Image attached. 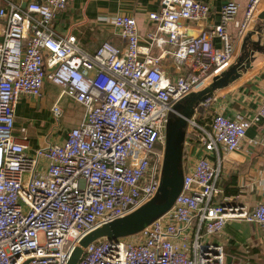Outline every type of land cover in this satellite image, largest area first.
Returning a JSON list of instances; mask_svg holds the SVG:
<instances>
[{
    "label": "built area",
    "instance_id": "obj_1",
    "mask_svg": "<svg viewBox=\"0 0 264 264\" xmlns=\"http://www.w3.org/2000/svg\"><path fill=\"white\" fill-rule=\"evenodd\" d=\"M22 1L25 6L0 0V264H66L85 234L155 197L169 111L230 66L264 0L243 6L228 0L219 23L195 34L183 22L205 20L207 3L160 0L148 13L153 27L146 44L136 19L117 14L113 24L123 46L104 41L93 52L53 27L68 0ZM44 80L84 113L62 141L30 155L27 129H19L20 139L15 135V106L22 94L39 98ZM212 96L199 104L207 106ZM51 111L62 114L56 103ZM260 122L264 126V98L252 116L231 119L215 111L210 122L199 123L192 115L184 147L195 137L203 154L183 166L172 207L135 234L89 243L76 264H228L224 244L201 237L220 235L228 219L255 223L264 234V202L251 209L215 203L219 168L206 154L254 143L246 132Z\"/></svg>",
    "mask_w": 264,
    "mask_h": 264
},
{
    "label": "crops",
    "instance_id": "obj_2",
    "mask_svg": "<svg viewBox=\"0 0 264 264\" xmlns=\"http://www.w3.org/2000/svg\"><path fill=\"white\" fill-rule=\"evenodd\" d=\"M12 1L18 4L24 3L22 0ZM197 1L207 3L210 7V14L205 20L199 22H183L188 26L192 34L199 32L204 27L219 23L220 9L228 0ZM238 1L242 6L245 5L246 0ZM159 6L160 0H68L66 8L56 13L53 27L56 32L62 35L73 34L76 36L81 49L87 52H93L104 41H110L114 45L122 47L124 41L113 24V17L117 14H124L136 19L140 34V44L144 45L146 44V32L153 27L148 18V13L152 10H157ZM263 12L264 1L260 4L256 16L249 25V30L245 36L247 41L243 44V38L238 43L234 59L229 67L236 63L238 56L242 52L245 53L249 48H252V41L257 40L259 27L264 23L259 14ZM241 14L242 11H240L238 17ZM229 31L233 36L234 28L232 26H230ZM213 42L216 46L220 45L218 39H214ZM260 46H264V34L262 35ZM153 51L157 53L159 50L154 48ZM166 61L164 62L166 69L171 70L170 59L167 58ZM249 63V66L240 71L238 78L229 81L226 86L217 89L219 91L216 90L213 93L210 104L207 106L198 105L193 115L199 123L210 122L215 111L222 112L231 119L238 115L247 117L255 113L264 98V49L260 52L255 51L253 60H250ZM51 85L58 89L54 101H51L52 104L49 109L45 107L36 110L39 103L45 102L47 86ZM59 93L60 89L57 86L44 80L42 95L39 98L22 94L16 103L14 125L17 139L21 138L20 135L16 134L21 127H25L27 130L29 128L25 121L20 120L21 118L34 121L40 130L43 129L42 126L47 128L44 132L43 130L40 132L38 139L29 141L32 138L28 136L27 153L30 155L39 146L62 141L66 137L68 130L77 126L83 117L84 110H82L80 118L74 121L72 125L65 126L59 122L56 124L53 119H59L63 112L60 117L52 116V118V105L56 103L59 106L60 101L65 98L71 100L65 95L59 97ZM78 105L82 107L80 104ZM60 109L63 111L61 107ZM44 118L47 119L46 125ZM246 135L247 138L255 142L249 144L245 140L238 149L232 152H225L222 146H219L218 152L212 151L206 154L212 165L219 168L216 184L220 192L214 198L215 203L225 199L232 203L245 204L251 209L258 202H264L263 124L260 122L250 126ZM202 154L200 143L195 137H192L190 146L183 148L184 170L191 166ZM191 228L193 230L196 228V219L193 220ZM201 239L224 244L228 264H264V234L255 223L228 219L220 235L202 236Z\"/></svg>",
    "mask_w": 264,
    "mask_h": 264
},
{
    "label": "water",
    "instance_id": "obj_3",
    "mask_svg": "<svg viewBox=\"0 0 264 264\" xmlns=\"http://www.w3.org/2000/svg\"><path fill=\"white\" fill-rule=\"evenodd\" d=\"M22 6H25V3ZM259 17L264 20V12L259 14ZM263 34L264 23L259 27L257 40L251 42L252 48L245 53L242 52L234 65L213 77L212 82L204 89L192 92L173 104L167 116L160 186L155 197L129 214L104 223L85 234L72 250L66 264H76L83 248L89 243L100 238L116 240L135 234L172 207L183 185V147L188 119L200 102L211 97L217 89L226 86L229 81L238 78L240 71L249 66L254 52L264 49V46H260ZM246 41L247 37H244L243 44Z\"/></svg>",
    "mask_w": 264,
    "mask_h": 264
},
{
    "label": "rangeland",
    "instance_id": "obj_4",
    "mask_svg": "<svg viewBox=\"0 0 264 264\" xmlns=\"http://www.w3.org/2000/svg\"><path fill=\"white\" fill-rule=\"evenodd\" d=\"M57 93H58V89L56 87H54L52 85L51 86H47L46 95H45V102L44 103H39V105L36 107V110H39V109H42V108H45V107L47 109H49V107L51 106L52 102L54 101L55 96L57 95ZM59 106L62 108L63 114H62V116L59 119H57L58 121L56 119H53L56 124H58V122H59V123H62L63 125H65V126H70V125H72V123H74V121L79 119L81 114H82V110H83L82 107H80L77 103L73 102L72 100H67L65 98V99L60 101ZM52 116L53 115L51 114V117ZM48 118H50V117H48ZM20 120L21 121H25V123H27V125L29 127L28 130H27V135L30 138H32V139H29V141H33L35 139H38V136H39L40 132H42V130L44 132L45 129H47L45 126H42L43 129L40 130L39 126H37V124L34 121L24 120L23 118H21ZM44 121H45V125H46L47 124V119L44 118ZM16 134L18 136L22 135L19 130L16 132ZM33 137H34V139H33Z\"/></svg>",
    "mask_w": 264,
    "mask_h": 264
}]
</instances>
